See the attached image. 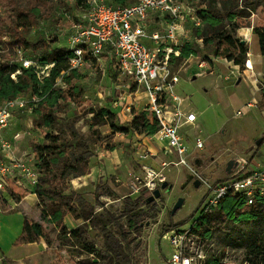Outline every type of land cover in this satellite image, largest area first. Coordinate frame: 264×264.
<instances>
[{"label":"rangeland","instance_id":"rangeland-1","mask_svg":"<svg viewBox=\"0 0 264 264\" xmlns=\"http://www.w3.org/2000/svg\"><path fill=\"white\" fill-rule=\"evenodd\" d=\"M189 1L196 14L210 5L219 12L238 13L233 21L240 27H264V0ZM91 8L92 4L87 0H0V69L7 65L16 68L11 74L15 79L23 73V61L29 59L39 75L46 71V78L50 77L48 74L56 63L51 59L53 50L42 40L54 42L52 48H69L75 25L84 22ZM150 22L152 30L163 28L154 17ZM184 22L188 32L186 39L190 37L201 46L202 43L191 35L194 21L187 17ZM212 55L209 48L201 46L199 55L180 62L175 69L180 72L176 92L184 97L186 109L198 115L195 126L186 130L191 138L199 132L205 139V146L199 151L194 150L193 140L189 143L190 152L195 153L190 159L193 162V156H196L199 159L196 168L207 181L215 183L228 178L229 160L236 161L233 172L241 169L243 164L247 170L254 161L264 162V109L257 104L253 107L247 105L255 87L250 79H245L247 60L243 67L239 66L242 82L237 84V81L226 80L229 68L219 58H215L209 71L197 68L198 58ZM67 60L68 70L58 75L56 86L53 85L54 89L48 92V96H52L47 100L49 104L31 102V111L19 112L15 118L18 130L33 126V135L26 138L21 148L23 151L31 147L38 161L41 158L45 162L55 158L65 161L73 151L80 154L79 149L72 147L62 153L60 144H67L70 140L69 126L77 129L82 141L87 142L95 154L89 161V171L64 180H55L44 165L42 173L48 174L49 186L60 194L71 196L74 201L69 197L66 200H70L74 211H68L58 224L51 211L48 215L43 214L37 196V205L28 212L31 221L44 228L45 237L41 240L48 247L41 254L40 263L77 264L82 260L96 264H167L172 254L168 238L170 230L192 226L197 244L201 246L202 257L197 264H264V193L254 204L247 201L257 215L255 219L236 220L220 208L202 214L200 208L208 187L204 184L196 187L195 177L183 166L163 165L171 158L158 151L151 134L115 131L109 125L95 124L92 111L107 107L116 112L122 125L128 126L133 121V111L141 110L135 108L138 103L133 82L106 54L96 60L86 52L81 61L72 63L75 66H71L70 58ZM36 75L40 81L45 79ZM56 91L63 96L58 101L55 100ZM23 95L27 98L34 96L32 92ZM238 96L244 100L239 101ZM37 108L43 111L55 108L58 127L36 128L33 118H38V115L34 116ZM239 110L241 114H237ZM62 131L67 135L62 136ZM53 135L63 139L57 142L55 149L44 152L43 146L52 143ZM39 152L44 153L41 156ZM146 154L152 163H139L138 160H143ZM143 165L156 170L163 182L170 186L162 188L159 177L155 178L154 187L147 186L150 179ZM155 190L160 191L158 197ZM141 195L140 205L137 198ZM180 200L182 205L175 211ZM0 203L3 211H12L6 202ZM135 205L140 207L134 209ZM133 219H137V226H132L136 223ZM58 225H65L70 232L82 228L84 237L61 235ZM86 244L95 245V253H89Z\"/></svg>","mask_w":264,"mask_h":264},{"label":"built area","instance_id":"built-area-1","mask_svg":"<svg viewBox=\"0 0 264 264\" xmlns=\"http://www.w3.org/2000/svg\"><path fill=\"white\" fill-rule=\"evenodd\" d=\"M87 2L92 4V8L84 22L75 25L70 38L69 48L73 54L70 57L71 66H75L72 63L81 61L86 52L96 60L106 54L121 73L133 82L137 90L145 94L146 100L141 112L146 114L150 124L158 125V130L151 138L162 144L163 150L171 158L164 161L163 165L183 166L196 180L208 187L207 196L200 208L202 214L219 208L229 194L240 193L247 198L250 205L254 204L256 195L264 193V162L254 161L247 170L243 164L241 169L229 174L225 180L210 183L196 168V160L199 159L196 156H193V162L190 159L195 153L190 152L189 143L193 140L194 150L199 151L204 148L205 139L199 132L190 137L186 128L195 126L198 115L186 109L184 97L176 92L180 72L175 68L180 62L189 61L191 56L181 60H175L174 56H180L179 45L191 41L190 37L186 39L188 32L184 26L185 19L190 17L196 27L202 25L201 19L190 5L191 2L137 0L124 6H113L106 0ZM153 17L161 22V30L150 28V19ZM198 59V69H211L212 64L208 59ZM23 66L32 68L39 75L32 60H24ZM42 73L39 76L46 78L47 72ZM34 101L39 102L40 98L37 95L27 98L20 94L0 103V198L5 197L4 193L9 194L10 182L28 191H33L39 183L40 169L35 153L23 150L20 155H15V152H19L20 143L33 134V126L21 130L14 128L16 115L31 111L30 104ZM237 114H241V110ZM11 129L14 130L12 137L6 138L5 131ZM147 156L144 155L143 159ZM142 167L150 179L147 186L154 187L156 177L163 182L160 174L152 167ZM192 229L190 226L170 230L168 238L172 245V254L167 264L199 262L202 257L201 246L197 244V236Z\"/></svg>","mask_w":264,"mask_h":264},{"label":"trees","instance_id":"trees-1","mask_svg":"<svg viewBox=\"0 0 264 264\" xmlns=\"http://www.w3.org/2000/svg\"><path fill=\"white\" fill-rule=\"evenodd\" d=\"M136 1L137 0L127 2L126 0H115V2L113 3H108L113 6H124ZM234 12L235 11H230L228 13L222 11L219 12L213 6L208 5L206 9L201 10L197 13V16L202 21V25L197 27L193 26L192 32L196 41L202 43L201 46H206V48H209L213 52L212 56H205V58H208L209 62L212 65L214 64L215 58L226 59L240 67H243L245 61L247 60L249 45L248 43L242 42V40L237 36V30L240 28V25L235 22V20L233 21L234 16L238 15V13ZM225 18L228 19L227 22H225ZM227 24L229 25L227 26ZM253 30L259 41L260 52L264 55V27H255ZM199 39H202V41H199ZM42 41L44 42V45L53 50V55L52 57L50 55V57L52 61L56 63L55 67L51 70L50 77L40 81V79H38L36 75V72L32 68H22L23 73H21L17 78L13 79L11 77V74L16 71V68L10 65L2 67L0 69V103L5 99L32 92L34 95H37L40 98V105L47 106V100L52 97L48 96V92L50 91V89H54L53 85L56 86V78L58 77V75L62 71L68 70L66 69L68 65L67 59L73 56V54L70 48H52L54 42L52 43L44 40ZM201 46L195 43V40L186 41L178 46L180 56L175 57L173 55L174 59L181 60L192 55L197 56L199 55ZM54 95L56 97L55 100L57 101L60 97H63L61 93H58L57 91L54 92ZM39 108H41V106ZM34 113V116L38 115V118H33V123L36 128L39 129L42 126H54L56 128L58 127V111L55 110V108H51L48 111H43L37 108ZM92 113H94L93 119L95 124L109 125L115 131L127 133L135 131L141 134L144 133L152 135L158 130L157 123L150 124L146 118V114L142 112L137 113L133 111V121L128 124V126H124L121 124V120L117 116L116 112H114L111 108H102L98 111L93 110ZM68 132L70 137L69 142L64 145L60 144L63 149L62 153H65L68 147H72L74 149H79L81 151L80 154H77L75 151H73L69 154V160L65 161L61 160L60 158H55L50 162H45L44 160H41V158L40 161H38V167L40 169L39 183L33 190V192L36 193L39 198L38 204L41 207L43 214L48 215L51 211L53 219L58 224L63 221L64 215L68 211H74V209L70 205V200H66V198L69 197L72 201H74V199H72V197L69 195L66 196L58 193L56 188H51L47 180L48 174H52L55 177V180H57L58 178L60 180H64L66 178H69L71 175H83L87 171H89V161L91 160L92 156L95 155L88 148V143L82 141L83 138L80 136L79 132L74 126H69ZM61 133H63L62 136L67 135V132L62 131L60 132V134ZM62 136L53 135L51 141L52 143L50 145L43 146L44 152H49L50 150L55 149V145H57V142L63 139ZM48 139H51V136H48ZM43 153H40L41 156L43 155ZM45 164L46 170L49 171L47 175H43L42 173L44 172ZM28 192V190L15 185L13 182H10L9 194L15 202L21 201V199L24 198V196H26ZM260 195L262 194L258 193L256 197L258 198ZM141 196L137 198L140 199V205L141 200H143V196L142 198ZM131 203L133 204V202ZM150 203L151 202H148L147 204ZM81 204H83V202H81ZM51 206H54V208H52ZM69 206H71V208ZM135 207L137 206L135 205L134 209ZM219 208L220 211L224 212V214L236 220H252L257 216L256 214H254L252 206L247 205V198L240 193L229 194L226 198H224ZM90 217L88 216V219H90ZM133 221H136V223H133L132 226H137V219H133ZM93 225L96 226V224H92V226ZM58 226L61 227V229L59 230L61 235L78 239L84 237L85 230H83L82 228H77L70 232L65 225ZM43 237H45L43 226L38 222H32L26 219L23 233L18 238V242H39ZM124 237H127L126 233H124ZM86 246L88 247L89 253H95V245L89 246L88 244H86ZM77 264L96 263L80 260Z\"/></svg>","mask_w":264,"mask_h":264},{"label":"crops","instance_id":"crops-1","mask_svg":"<svg viewBox=\"0 0 264 264\" xmlns=\"http://www.w3.org/2000/svg\"><path fill=\"white\" fill-rule=\"evenodd\" d=\"M254 26L255 25H248L240 27L237 30V36L245 43H248V45L250 46L248 59L246 61L245 74L247 77L245 76V79H250L255 84V87L253 88L252 99L247 102V105L248 107H253L257 104L264 109V55L260 52L259 41L253 30ZM251 44H253L254 47L251 46ZM221 60L225 63L227 68H229V72L225 75L226 80L237 81V84H240L242 82V78L240 76V67L226 59ZM135 91H137L136 103H138L135 104V108L137 110H142L144 101L146 100L145 94L140 90H137L136 86L134 92ZM237 99H239V101H243L244 97L238 96ZM249 103L252 105L250 106ZM141 110H139V112L137 113H141ZM14 126V128L17 127V120H15ZM13 129L5 131L6 138L12 137V134L14 133ZM32 135L33 134L29 136ZM26 138L24 139V141L26 140ZM24 141L20 143L19 152H15V155H20L23 152L21 147ZM155 142L159 147L158 151L162 152L165 156H168L163 150L162 144L157 143L156 140ZM30 149L31 151H33L31 147L27 148L25 151H30ZM137 159L138 158H136V160ZM147 159L138 160V162L141 164L143 162L151 164L152 160ZM126 161L129 162V157H127ZM127 166L130 167L129 165ZM4 196L5 197L0 198V201L6 202L7 205H9L10 210L12 211L5 212L2 209V211L0 212V264H42L40 263L41 254H43L48 247L43 239L39 242H18V238L23 233L26 219L31 221L28 211L37 205L36 193H34L33 191H29L26 197L19 202H15L8 193H4ZM28 200L30 201V203L28 202ZM17 207H19L20 209H17Z\"/></svg>","mask_w":264,"mask_h":264},{"label":"water","instance_id":"water-1","mask_svg":"<svg viewBox=\"0 0 264 264\" xmlns=\"http://www.w3.org/2000/svg\"><path fill=\"white\" fill-rule=\"evenodd\" d=\"M242 42H244V41H242ZM257 143L259 144V143H260V140H259ZM197 162H198V160H196V163H197ZM235 165H236V161H235V160H229L228 165H227V168H226V172H227L228 174H231V173L233 172V168H234ZM194 184H195L196 187H198L201 183H200V181L196 180ZM168 186H170L168 182L165 181V182L162 183V188H166V187H168ZM154 193H155V195H156L157 197L160 195V191H159V190H155ZM181 205H182V200H180V201L176 204L175 211H176L178 208H180Z\"/></svg>","mask_w":264,"mask_h":264}]
</instances>
